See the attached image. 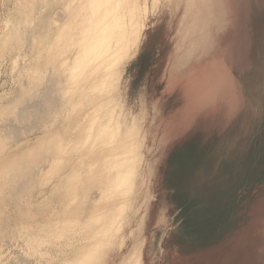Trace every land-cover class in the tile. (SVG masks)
Returning a JSON list of instances; mask_svg holds the SVG:
<instances>
[{
    "label": "rangeland",
    "instance_id": "374dc122",
    "mask_svg": "<svg viewBox=\"0 0 264 264\" xmlns=\"http://www.w3.org/2000/svg\"><path fill=\"white\" fill-rule=\"evenodd\" d=\"M74 4L0 0V264H264V0H81L78 79Z\"/></svg>",
    "mask_w": 264,
    "mask_h": 264
},
{
    "label": "bare ground",
    "instance_id": "6f19581e",
    "mask_svg": "<svg viewBox=\"0 0 264 264\" xmlns=\"http://www.w3.org/2000/svg\"><path fill=\"white\" fill-rule=\"evenodd\" d=\"M69 1V0H68ZM81 0H70V4L71 2H74L75 4L72 5L71 7H73L72 9V14L70 16L67 15V18L68 20L65 21L64 23H62V28L66 27L67 26V31L65 33V42H66V45H68V48H69V54H67L66 52V55H69L68 58H66L67 60H63L60 62L59 66H62L63 67V71H74L72 74L76 73V77L78 76H81V73L84 71V70H87L91 64H93L96 60L99 59L100 55L103 54V51H104V48H103V37H102V34L100 32L99 29H102V24L99 23V19H98V13L94 12L95 14H93V18L90 19V23L88 25V27L86 29H82L83 28V25H84V22L83 20H81V14H79L75 8V5L77 3H79ZM64 4V2H63ZM61 5V4H60ZM90 8H92V4H90ZM55 7V6H54ZM93 9V8H92ZM69 11V10H67ZM96 11H97V6H96ZM61 12V11H60ZM60 12L58 14H60ZM71 12V11H70ZM67 14V12H66ZM55 15V14H54ZM44 17V16H43ZM59 17V16H58ZM57 19V18H56ZM61 19V18H60ZM66 19V18H65ZM59 20V19H58ZM56 20V21H58ZM63 21V20H62ZM61 22V21H60ZM53 24V23H52ZM58 24V23H57ZM59 25V24H58ZM78 25H80L78 27ZM53 27V26H52ZM56 27V25H55ZM77 29V30H76ZM67 57V56H66ZM61 69V68H60ZM22 71V70H21ZM21 74V73H20ZM78 77L76 79H78ZM75 79V80H76ZM97 117V116H96ZM85 121V119H84ZM90 125L89 127L87 128L86 130V141L85 142H88V144L90 145V142H91V146L96 144L97 142H99L100 144L104 145L105 144V140L103 138V134L100 133V130H99V127H98V124H96L95 122H93V120H91L90 122ZM85 124V122H84ZM82 127V126H81ZM79 130V129H78ZM80 132V131H79ZM78 133V132H77ZM80 134V133H79ZM66 136V135H65ZM80 136V135H79ZM72 136H70V138L68 137L67 141H68V144L67 146L72 143L74 141V139H71ZM78 137V136H77ZM74 138V137H73ZM76 139V138H75ZM79 141V139H78ZM76 143V142H75ZM73 143V145L75 144ZM79 143V142H78ZM97 143V144H99ZM56 144V143H55ZM77 144V143H76ZM72 145V144H71ZM72 145V146H73ZM109 143H107L105 146H108V149H105L102 153H100V157L98 158L99 159V162H102L101 164L99 163L100 167L98 168L97 166L94 167L95 169L93 170H98L96 171V174L98 175H101L103 174H106V165H107V161L109 160V156L113 154V148H109ZM78 146L75 145L73 146L74 148ZM70 146V148H67V149H71L73 148ZM78 148V147H76ZM83 148V147H82ZM84 151V154L85 157L86 155H92V153H89V152H93L95 153V151L93 150V148H91V151H89L88 149V146L86 148V145H85V148H83ZM78 150V149H77ZM68 151V150H67ZM72 154L73 151H71ZM74 152H76V149L74 150ZM76 155V154H75ZM71 157V156H70ZM84 157V156H83ZM67 158V157H66ZM65 158V159H66ZM62 160V159H61ZM98 162V161H97ZM96 162V163H97ZM95 165V164H94ZM71 166V165H70ZM90 169V168H89ZM72 170V169H71ZM86 172V170H85ZM86 173H84L85 175ZM63 176V175H62ZM66 176V175H65ZM90 176V175H89ZM95 177V174L92 175ZM88 178V176H87ZM97 178V177H96ZM73 179V178H71ZM90 179V178H89ZM74 180V179H73ZM73 180H69V190L68 191H71L74 192L75 191V181ZM60 181V180H59ZM72 182V184H71ZM85 182V181H84ZM86 183V182H85ZM84 183V184H85ZM58 184V183H57ZM69 194V192L67 193ZM67 196V195H66ZM69 196V195H68ZM84 196V195H83ZM64 197V196H63ZM66 198V197H65ZM83 198L85 197H82L81 199L83 200ZM69 199V197H68ZM66 201V200H65ZM64 202V201H63ZM80 202L81 200L78 202L79 205H80ZM77 206V204H76ZM79 208V206H78ZM77 210V208H76ZM4 215V214H3ZM70 218V216H68V219ZM2 219V218H1ZM64 220V219H63ZM6 223V221L4 222ZM4 226V224H1ZM0 225V226H1ZM2 228V227H1ZM4 228V227H3ZM4 230V229H3ZM2 231V230H1ZM3 233V232H2ZM4 233H6L4 231ZM17 233V232H16ZM4 235V234H3ZM1 237V236H0ZM2 239V238H1Z\"/></svg>",
    "mask_w": 264,
    "mask_h": 264
}]
</instances>
